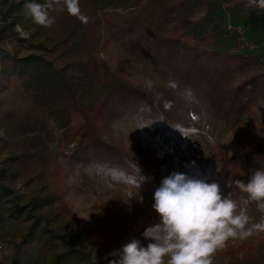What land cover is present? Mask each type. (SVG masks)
Listing matches in <instances>:
<instances>
[{
  "label": "rangeland",
  "instance_id": "obj_1",
  "mask_svg": "<svg viewBox=\"0 0 264 264\" xmlns=\"http://www.w3.org/2000/svg\"><path fill=\"white\" fill-rule=\"evenodd\" d=\"M243 1L220 0L217 5L225 19L227 9L239 7L248 21L260 27L259 11ZM26 2L30 0H0V28L7 22L18 33L17 37L6 36L0 31V69L4 56L36 55L50 65H35L68 82L69 90L64 82L55 83L44 74L30 85L29 79H24L0 90V254L4 253L0 264H87L78 261L76 250L88 254L94 263L109 264L105 257L115 250L112 239L125 245L138 239L147 245L142 233L158 222L152 209L153 193L164 178L174 172L197 178L187 168L191 165L204 178L215 148L231 155L254 142H264L262 97L252 102L250 113L243 115L234 129L221 128L211 116L202 118L200 107L185 100L184 121L196 131L185 136L167 135L122 112L101 131L102 138L120 146L135 163L146 168L148 179L140 181L139 187H129L82 165L65 167L66 185L60 186L55 178L58 163L91 141L90 115L107 93L119 85L147 90L153 87L150 61L124 46L117 38L121 30L128 23L140 22L154 34L178 36L209 48L205 43L207 31L200 30L195 36L187 28L193 23L190 17L205 11L208 2L193 0L187 5L185 0H79L87 23L54 3L49 13L55 23L48 28L25 14ZM36 2L44 4L45 0ZM11 3L19 8L6 15ZM191 7L193 11H189ZM210 31L216 39L222 34L219 26ZM256 32L253 29L250 34L255 36ZM108 34H112L111 40ZM220 39L231 45L216 51L248 56L253 64L243 72L264 74V47L256 53L237 52L232 41ZM233 77L236 82L241 75L236 72ZM155 79L158 81L157 76ZM2 188L11 193L4 194ZM15 205L25 210L17 213ZM241 206L250 222L256 223L250 209ZM28 211L33 219L25 217ZM34 219L37 221L31 227ZM44 227L57 235L58 246L50 245ZM30 229L33 236L24 245L20 243L23 253L15 262V243ZM93 231L105 238L96 240ZM213 264H264V232L230 240L214 254Z\"/></svg>",
  "mask_w": 264,
  "mask_h": 264
},
{
  "label": "trees",
  "instance_id": "obj_2",
  "mask_svg": "<svg viewBox=\"0 0 264 264\" xmlns=\"http://www.w3.org/2000/svg\"><path fill=\"white\" fill-rule=\"evenodd\" d=\"M247 3L245 1L243 4ZM18 8L16 4H9L6 15L13 14ZM256 8L264 21V9ZM6 23L0 28L1 33L17 37L18 33L9 23ZM111 38L112 34H108V40ZM117 38L134 55L137 54L142 59L150 61L153 87L147 90L140 86L119 85L107 93L90 115L91 141L66 158L64 162L58 163L60 168L55 178L62 187H65L68 177L65 167L82 165L129 187H139L140 177H143V181L148 179L149 172L146 168L135 163L120 146L111 141L106 142L102 138L101 131L122 112H128L130 116L167 135L179 133L185 136L196 132L184 121L186 110L183 102L185 100L200 107L202 118L211 116L221 128L234 129L241 123L243 115L250 113L252 102L258 97L264 98V74L251 76L243 72L246 66L253 64L251 63L253 60L248 56L221 53L195 45L178 36L154 34L140 22L128 23ZM35 63L50 65L48 61L36 55L22 58L2 57L0 90H7L16 81L24 79H29L30 85L43 74L55 83L64 82L50 71L43 72ZM236 72L241 77L234 82L233 76ZM155 76L158 77V81ZM64 83L69 90L68 82ZM29 85L26 88H29ZM212 158V162L205 169L204 178L194 166L187 168L197 178L219 184L222 194L232 193L238 205L247 206L253 219L259 223L264 213L257 208L255 202L244 204L247 194L236 189L233 182L235 180L247 182L253 170L264 169V142H254L231 155L220 148H215ZM2 192L11 193L6 188H2ZM14 209L17 213L25 210L24 207L17 205ZM25 217L34 218L29 211ZM34 220L31 227L37 221V219ZM44 230L50 235V245L58 246L59 240L53 230L48 227H44ZM93 234L98 241L105 238L102 233L94 232ZM32 236L33 232L30 229L22 235L20 242L15 243V262L21 259L23 253L21 245L30 241ZM124 245L125 242L121 240L112 239L111 241V246L115 250L121 249ZM75 254L78 261H85L87 264H104L92 262L90 256L81 250H76Z\"/></svg>",
  "mask_w": 264,
  "mask_h": 264
},
{
  "label": "clouds",
  "instance_id": "obj_3",
  "mask_svg": "<svg viewBox=\"0 0 264 264\" xmlns=\"http://www.w3.org/2000/svg\"><path fill=\"white\" fill-rule=\"evenodd\" d=\"M54 3L82 23L88 22L79 0H45L44 4L30 0L24 5L25 14L36 24L51 27L55 20L49 10ZM248 6L264 9V0H248ZM140 180L143 182V177ZM233 184L247 194L244 204L255 202L264 213V169L253 170L247 182L235 180ZM153 201L158 222L142 233L147 245L132 239L105 257L109 264H213L214 254L230 240L264 232V217L259 223H251L232 193L222 194L215 182L174 172L155 189Z\"/></svg>",
  "mask_w": 264,
  "mask_h": 264
},
{
  "label": "crops",
  "instance_id": "obj_4",
  "mask_svg": "<svg viewBox=\"0 0 264 264\" xmlns=\"http://www.w3.org/2000/svg\"><path fill=\"white\" fill-rule=\"evenodd\" d=\"M185 1H187V5H188V2H192L193 0H185ZM219 1L220 0H205V2H208L207 3L208 6L206 7V10L201 11L200 13L194 14L195 17H194V15H192L190 17V19L192 20L193 23H190L187 27L190 29L189 32L191 34L192 33L193 34L200 33V30L202 32L207 31L205 33V35L208 33L206 35V36H208V40L205 41V43L209 47L208 49H214V50L222 51V50H225L226 47H229L231 45V43H228L229 41L224 42L223 40L220 39L221 34L217 37L218 39H216L213 36V35H215L214 32L213 31L209 32V30L213 29L216 26H219L220 30L222 31L223 24L228 18L233 23L240 24L243 27H245L247 29L246 31H247L248 37H251L252 40H254V41L264 40V21L263 20L260 23L261 24L260 27L258 26L259 23L252 24L250 21L247 20L248 17H244L245 15H243V13L240 11L239 7H237L236 9L234 7H232L230 11L227 9L229 14L226 15L227 18L225 19L224 15L220 11L219 6L217 5V3H219ZM245 1H243V2H245ZM246 2H248V1H246ZM247 4H244V5H247ZM231 6H233V5H231ZM238 6L241 7L240 2L238 3ZM242 7H245V6H242ZM189 11H193L192 7ZM253 29H254V31L255 30L258 31V32H256L257 34L255 36H252L250 34V31ZM195 36H197V35L195 34ZM230 41H232V40H230ZM212 43H214V44H212ZM233 44H234V42H233Z\"/></svg>",
  "mask_w": 264,
  "mask_h": 264
},
{
  "label": "built area",
  "instance_id": "obj_5",
  "mask_svg": "<svg viewBox=\"0 0 264 264\" xmlns=\"http://www.w3.org/2000/svg\"><path fill=\"white\" fill-rule=\"evenodd\" d=\"M221 37L225 40H232L237 52L256 53L264 47L263 42L257 44L251 41L246 29L240 24L233 23L229 18L223 24Z\"/></svg>",
  "mask_w": 264,
  "mask_h": 264
},
{
  "label": "bare ground",
  "instance_id": "obj_6",
  "mask_svg": "<svg viewBox=\"0 0 264 264\" xmlns=\"http://www.w3.org/2000/svg\"><path fill=\"white\" fill-rule=\"evenodd\" d=\"M4 253H1L0 256H2Z\"/></svg>",
  "mask_w": 264,
  "mask_h": 264
}]
</instances>
